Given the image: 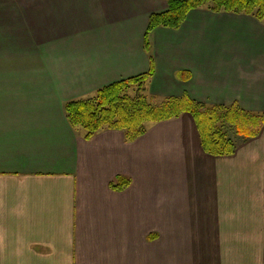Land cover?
Instances as JSON below:
<instances>
[{"label": "crops", "instance_id": "obj_1", "mask_svg": "<svg viewBox=\"0 0 264 264\" xmlns=\"http://www.w3.org/2000/svg\"><path fill=\"white\" fill-rule=\"evenodd\" d=\"M21 1L43 11L0 26V264H264V126L216 157L189 114L132 142L66 119L65 103L148 73L167 0ZM149 42V97L264 114L263 23L197 9Z\"/></svg>", "mask_w": 264, "mask_h": 264}, {"label": "trees", "instance_id": "obj_2", "mask_svg": "<svg viewBox=\"0 0 264 264\" xmlns=\"http://www.w3.org/2000/svg\"><path fill=\"white\" fill-rule=\"evenodd\" d=\"M205 9L212 13H228L251 17L264 24V0H167V11L149 17L144 35V50L149 56L147 74L112 84L97 91L92 97L67 102L63 110L73 129H82L89 140L102 129L123 133L132 142L146 132L148 124L165 122L189 114L197 129L203 152L211 156H230L234 144L223 129L232 128L236 136L252 139L264 126V114L253 115L238 106H207L192 101L187 96L166 98L158 102L145 97V86L154 73L149 36L157 28L178 29L190 11ZM182 80L189 79L181 73ZM131 88L142 91L140 96L129 97ZM130 185V179L119 176L110 182L114 190Z\"/></svg>", "mask_w": 264, "mask_h": 264}, {"label": "rangeland", "instance_id": "obj_3", "mask_svg": "<svg viewBox=\"0 0 264 264\" xmlns=\"http://www.w3.org/2000/svg\"><path fill=\"white\" fill-rule=\"evenodd\" d=\"M43 11V4L40 1H34L31 3H28L27 1H21V0H15V3H13L11 0H0V26L1 27H5L6 25H9V23L11 22V20L6 19V17L4 19H2V15H7V14H16V18L18 19L20 17L19 14H41ZM242 16V15H239ZM15 25L16 28L22 27L25 28L26 33L28 30V26H24L23 23H15L13 24ZM3 31H5L4 33H2ZM0 37L4 40V42L7 41L8 38L11 39V35L7 34L6 30H0ZM10 46H7V49H10ZM4 49V47H3ZM142 94V91L137 90V88H131V90L128 92V96L129 97H135V96H140ZM145 97L148 99L149 96L144 93ZM225 135L227 136V138L229 139V137L236 135L234 130L232 128H230L229 126L224 127L223 129Z\"/></svg>", "mask_w": 264, "mask_h": 264}]
</instances>
